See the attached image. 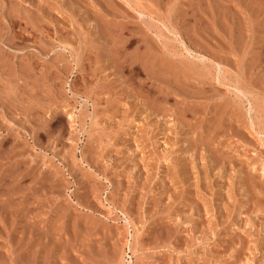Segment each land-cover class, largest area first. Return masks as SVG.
Returning a JSON list of instances; mask_svg holds the SVG:
<instances>
[{"label":"rangeland","instance_id":"374dc122","mask_svg":"<svg viewBox=\"0 0 264 264\" xmlns=\"http://www.w3.org/2000/svg\"><path fill=\"white\" fill-rule=\"evenodd\" d=\"M0 264H264V0H0Z\"/></svg>","mask_w":264,"mask_h":264},{"label":"bare ground","instance_id":"6f19581e","mask_svg":"<svg viewBox=\"0 0 264 264\" xmlns=\"http://www.w3.org/2000/svg\"><path fill=\"white\" fill-rule=\"evenodd\" d=\"M174 63H175V62H174ZM174 63H173V64H174ZM185 66H186V65H185ZM185 69H186V68H185ZM187 71H188V70H187Z\"/></svg>","mask_w":264,"mask_h":264}]
</instances>
